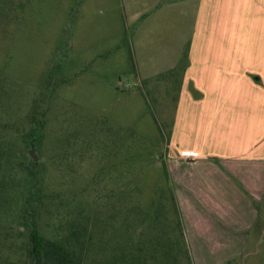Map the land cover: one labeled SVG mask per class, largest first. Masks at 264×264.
I'll return each mask as SVG.
<instances>
[{
  "label": "rangeland",
  "instance_id": "374dc122",
  "mask_svg": "<svg viewBox=\"0 0 264 264\" xmlns=\"http://www.w3.org/2000/svg\"><path fill=\"white\" fill-rule=\"evenodd\" d=\"M149 4L0 0V224L17 222L23 195L36 186L27 207L46 240L62 236L68 223L93 219L107 237L128 235L135 214L159 202L163 231H173L166 139L181 75L151 73L190 34L183 18L190 14H154ZM180 221L174 235L184 233L193 264H264L257 226H264V203L240 252L231 245L193 249Z\"/></svg>",
  "mask_w": 264,
  "mask_h": 264
},
{
  "label": "crops",
  "instance_id": "0c3cea01",
  "mask_svg": "<svg viewBox=\"0 0 264 264\" xmlns=\"http://www.w3.org/2000/svg\"><path fill=\"white\" fill-rule=\"evenodd\" d=\"M147 1L150 13L190 14V34L151 73L181 75L166 169L187 237L240 252L264 203V0Z\"/></svg>",
  "mask_w": 264,
  "mask_h": 264
},
{
  "label": "trees",
  "instance_id": "16d2710c",
  "mask_svg": "<svg viewBox=\"0 0 264 264\" xmlns=\"http://www.w3.org/2000/svg\"><path fill=\"white\" fill-rule=\"evenodd\" d=\"M27 176L37 177V173L29 171ZM33 188L23 195L17 222L13 226L0 224V264H193L188 248L181 240L184 233L180 234V240L174 235V231H180L182 225L172 190L170 203L174 218L170 221L173 231L170 228L168 233L163 231L167 227L164 224L165 207L159 202L156 208L152 206L146 213L135 214L130 224L134 229L131 228L128 235L115 230L110 237L105 236L103 218L101 230L100 220H87L82 224L71 222L62 236L50 241L39 234L36 214L27 207L36 201L38 187ZM3 190L1 186L0 194ZM39 206L36 205V209Z\"/></svg>",
  "mask_w": 264,
  "mask_h": 264
},
{
  "label": "built area",
  "instance_id": "2783aa9c",
  "mask_svg": "<svg viewBox=\"0 0 264 264\" xmlns=\"http://www.w3.org/2000/svg\"><path fill=\"white\" fill-rule=\"evenodd\" d=\"M195 158H196V156L193 153L181 155V159L186 160V161H190V160L195 159Z\"/></svg>",
  "mask_w": 264,
  "mask_h": 264
}]
</instances>
